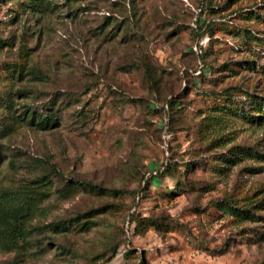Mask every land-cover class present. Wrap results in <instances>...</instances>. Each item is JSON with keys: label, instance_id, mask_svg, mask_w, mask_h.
Wrapping results in <instances>:
<instances>
[{"label": "rangeland", "instance_id": "374dc122", "mask_svg": "<svg viewBox=\"0 0 264 264\" xmlns=\"http://www.w3.org/2000/svg\"><path fill=\"white\" fill-rule=\"evenodd\" d=\"M0 264H264V0H0Z\"/></svg>", "mask_w": 264, "mask_h": 264}, {"label": "trees", "instance_id": "16d2710c", "mask_svg": "<svg viewBox=\"0 0 264 264\" xmlns=\"http://www.w3.org/2000/svg\"><path fill=\"white\" fill-rule=\"evenodd\" d=\"M91 189H96L95 187H93L92 185H88ZM233 212H235L238 216H244V218L247 219H252V216L249 214V212H242V211H237V210H233ZM74 220H67V221H62L60 223L57 224H52L49 225L48 227H50L51 229H53L54 231H62L65 230L67 228V226L72 223ZM77 221V219H76ZM19 221L18 220H14L12 222H8L6 225V229H14L17 225H18ZM86 225V224H85ZM86 229H88V227H86Z\"/></svg>", "mask_w": 264, "mask_h": 264}]
</instances>
